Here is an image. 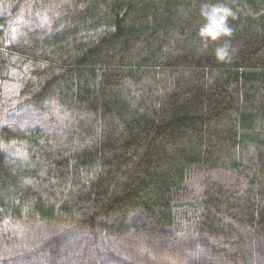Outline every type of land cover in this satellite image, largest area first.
<instances>
[{
	"label": "trees",
	"instance_id": "obj_1",
	"mask_svg": "<svg viewBox=\"0 0 264 264\" xmlns=\"http://www.w3.org/2000/svg\"><path fill=\"white\" fill-rule=\"evenodd\" d=\"M8 88L0 264H264V0H0Z\"/></svg>",
	"mask_w": 264,
	"mask_h": 264
},
{
	"label": "rangeland",
	"instance_id": "obj_2",
	"mask_svg": "<svg viewBox=\"0 0 264 264\" xmlns=\"http://www.w3.org/2000/svg\"><path fill=\"white\" fill-rule=\"evenodd\" d=\"M11 94H12V91L9 88L6 89L5 92L0 94V122H2V120H3V115H4L5 111L14 112V109L12 106V101L9 97V95H11ZM15 120H17V119L16 118L10 119V121H15ZM135 234H137V233H134V236H135ZM138 239H137V241H140V238H138Z\"/></svg>",
	"mask_w": 264,
	"mask_h": 264
},
{
	"label": "clouds",
	"instance_id": "obj_3",
	"mask_svg": "<svg viewBox=\"0 0 264 264\" xmlns=\"http://www.w3.org/2000/svg\"><path fill=\"white\" fill-rule=\"evenodd\" d=\"M223 55H224L223 53H220L221 58H223Z\"/></svg>",
	"mask_w": 264,
	"mask_h": 264
}]
</instances>
